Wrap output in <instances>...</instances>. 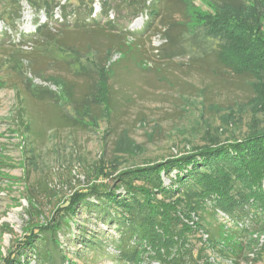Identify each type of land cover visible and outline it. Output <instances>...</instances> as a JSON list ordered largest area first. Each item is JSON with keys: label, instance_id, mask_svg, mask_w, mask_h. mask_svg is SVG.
Wrapping results in <instances>:
<instances>
[{"label": "rangeland", "instance_id": "rangeland-1", "mask_svg": "<svg viewBox=\"0 0 264 264\" xmlns=\"http://www.w3.org/2000/svg\"><path fill=\"white\" fill-rule=\"evenodd\" d=\"M185 2L194 21L205 14L214 16L219 10L210 8L209 0ZM102 3L103 0H59L60 6L76 12L65 23L61 10L56 9L47 24L59 44H64L62 50L42 44L38 37L26 43L25 39L34 34L36 23L44 24L47 18L25 1L19 2L20 18L15 25L8 26L9 21L0 19V264L33 226L46 225L58 208L85 191L98 167L111 175L101 183L112 188L118 184L116 175L127 168L162 162L192 152L196 146L210 147L215 140L231 142L264 129V80L258 85L253 77L226 69L216 58L217 41L204 37L201 29L194 34L181 27L165 31L167 20L162 23L160 17L151 18L146 11L130 17L132 7L126 0H110L113 9L107 14ZM166 3L171 20H182L179 13L183 10L178 5L172 7L170 0ZM5 5L0 0V12H7ZM89 9L91 16L83 21ZM148 20H152V27L144 34ZM109 21L115 22L131 47L133 40L140 38L143 60L136 59L139 65L122 61L116 65L115 76L109 81L112 109L95 99L76 114L58 78L76 84L77 99L88 97L98 75L91 62L102 65L104 59L113 63L120 58L117 50L105 55L106 47L114 40L93 33L94 29L113 33L106 25ZM252 22L261 27L256 43L264 48V20L253 18ZM162 32L176 43L166 42ZM68 47L78 57L68 53ZM34 72L41 76H34ZM30 86L48 90L54 99H36L28 92ZM22 99H27V103ZM21 108H25L32 123L30 133L19 122ZM66 118L77 123L67 122ZM161 178L167 186L169 179L163 174ZM208 220L211 224L205 225L206 230L213 232L210 227L217 230L218 223L226 222V216L218 213L215 220ZM230 224L227 227L234 230L246 222L242 226ZM116 230V225L105 227L95 215L79 211L59 231L58 250L72 264H129L118 259L109 243L103 249L108 256L98 258L79 241L80 234L115 240ZM198 236L205 239L206 233ZM252 237L257 238V234ZM191 241L196 255L200 244L192 236ZM263 241L264 233L258 238V248ZM148 245L143 243L140 250L143 252ZM204 254L208 260L198 259L196 264H264V259L252 260L254 256L247 249L246 258L241 255L235 261L206 247ZM29 256V264H36L34 256ZM143 260L141 264H147ZM56 262L60 264L58 257Z\"/></svg>", "mask_w": 264, "mask_h": 264}, {"label": "trees", "instance_id": "trees-1", "mask_svg": "<svg viewBox=\"0 0 264 264\" xmlns=\"http://www.w3.org/2000/svg\"><path fill=\"white\" fill-rule=\"evenodd\" d=\"M4 1L7 12H0V19L9 21L8 26L15 25L19 20L18 7L21 1H25L36 12H44L47 22L36 23L34 34L26 36V43L38 37L48 47L52 45L61 50L65 47L64 44H59L60 40L52 35L47 24L53 20L56 9L61 10L60 17L65 23L70 15L76 14L75 10H66L64 5L60 6L59 0ZM170 1L172 7L178 5L183 10L179 13L182 20H171L166 0H126V3L132 7L130 17L146 11L151 18L160 17L162 23L167 20L164 23L165 31L181 27L194 34L201 29L204 37L218 42L216 58L226 69L238 75L253 77L258 85L264 80V48L256 43L260 35L257 32L261 27L252 22L253 18L257 21L264 20V0H209L210 8L218 7L217 14H205L195 21L194 18L191 19L192 14L185 0ZM102 7L104 14L113 9L110 0H103ZM91 13L92 9H89L82 20L89 18ZM152 23V20L147 21L144 34L151 29ZM59 25L63 27L64 24ZM106 25L113 33L100 29H94L93 33L109 41L114 40L106 47L105 55L117 50L120 58L113 63L104 59L102 65L91 62L98 75L89 88L88 97L77 99L76 84L58 78L62 92L72 103L76 114L95 99L105 102L112 109L109 81L115 76L116 65L121 61L124 64L132 62L139 65L136 59L139 62L143 60L141 56L144 51L140 38L134 39L131 43L134 46L131 47L127 37L116 29L115 22L109 21ZM82 32L88 33L86 30ZM162 34L166 42L176 43L166 32ZM138 46L141 48H137ZM67 52L78 57V53L71 47L67 48ZM33 75L41 76L39 72H34ZM26 84L31 83L26 81ZM254 85L252 84L253 87ZM28 92L39 100L54 99L48 90L37 86H30ZM23 101L24 104L27 103V99ZM24 111L25 108L19 111V122L30 133L32 123ZM66 120L77 123L69 118ZM210 144V147L196 146L192 152L162 162L127 168L116 175L115 181L118 184L112 188L101 183L102 179L111 175L103 167H98L93 172L94 179L87 189L75 194L64 206L58 208L46 225L33 226L23 241L14 244L3 264H29V255L34 256L36 264H57V257L60 264H72L58 250V233L79 211L95 215L105 227L116 225L115 240L111 237L104 240L101 235L80 234L82 247L98 258L108 256L103 249L109 243L117 251L118 259L129 264H141L144 258L147 264L151 261L158 264H196L198 259L205 262L208 260L204 254L205 247L222 258L232 257L233 261L240 259L241 255L246 258L244 249L253 254L252 260L255 262L263 260L264 241L259 248L257 243L259 236L264 233V129L249 132L231 142L215 140ZM162 174L169 179L167 186L163 184ZM120 189L123 192L117 193ZM218 213L226 216V222L218 223L217 230L210 227L213 232L207 231L205 225L209 227L211 224L208 218L215 220ZM192 215L196 219L192 217L191 221ZM184 220L191 222V225ZM228 222L231 223L230 227L239 224L242 226L244 222L246 224L240 226V229L232 230L227 227ZM201 232L206 233L205 239L196 237ZM255 233L257 238L252 237ZM191 236L200 244L196 255H193L195 245L190 242ZM245 239L247 241L243 243ZM143 243L149 245L142 252L140 247Z\"/></svg>", "mask_w": 264, "mask_h": 264}]
</instances>
